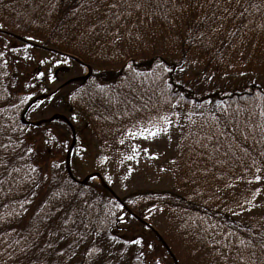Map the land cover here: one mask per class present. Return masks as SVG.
<instances>
[{"label": "trees", "instance_id": "obj_1", "mask_svg": "<svg viewBox=\"0 0 264 264\" xmlns=\"http://www.w3.org/2000/svg\"><path fill=\"white\" fill-rule=\"evenodd\" d=\"M116 2L0 0V157L7 164L0 167V264H264V214L257 207L264 209V0H189L186 10L177 0H128L143 6L110 10ZM213 14L219 19L211 27L222 25L215 34L204 22ZM205 30L203 43L193 39ZM33 45L90 69L88 78L58 94L92 133L113 132L172 104L210 108L215 119L188 146L171 190L119 196L101 176L118 203L93 179L79 185L68 178L66 158L71 168L76 145L67 156L63 135L50 132L64 121L20 123L33 100L40 98L27 114L51 93L40 92L35 55L42 51ZM188 56L201 61L199 84L179 71ZM207 75L239 77L241 86L230 89V82L220 85ZM213 132L216 137L207 139ZM97 139L101 143L99 134ZM4 144L14 150L4 151ZM60 149L63 156L55 159ZM255 175L261 182L248 183ZM255 186L260 193L253 198ZM155 212L171 218L160 238L142 224ZM126 221L142 231L120 235ZM134 239L141 245L126 243Z\"/></svg>", "mask_w": 264, "mask_h": 264}, {"label": "rangeland", "instance_id": "obj_2", "mask_svg": "<svg viewBox=\"0 0 264 264\" xmlns=\"http://www.w3.org/2000/svg\"><path fill=\"white\" fill-rule=\"evenodd\" d=\"M177 1L179 3V7L182 4L181 7L184 10L187 9L189 0ZM158 40L159 38L156 36V41ZM247 46L248 45L245 46L246 49H243L245 50V54H248L249 49L251 48V45ZM35 60V73L39 81L41 93L52 92L73 77L84 75L88 72V70L83 66L77 69L69 60L44 51L36 53ZM41 60H44L45 63L41 64ZM64 60H67V63L57 64V61ZM186 61L187 63H185L184 66L186 70L183 72L184 80L189 82L195 81L199 84L203 81V75L201 74L202 64L200 59L196 56H188ZM243 62L244 60L242 58L240 64H243ZM40 73H44V75L40 76ZM49 76H52L53 79L49 80ZM219 77L214 76L212 80H217L220 85L230 82V89L239 88L241 86L240 83H237L240 79L239 77H235L230 81H228V78H225V76ZM251 77H253V74H249V78ZM57 94L58 93H56L55 97L48 98V101L41 103L28 113L26 116L28 117L27 120L31 123H38L49 120V118H51L50 116L57 112L63 114L62 116L64 118H68L66 120L73 127L76 139V142H74L76 145L75 154L71 165L73 177L76 180H82L83 178L92 175V177H96L93 181L97 184L102 183L100 178L101 176L108 177L111 180L109 186L114 189L119 196L140 191L171 190L178 181V178L181 176L183 164L187 158L186 155L188 146L195 141V138L198 135H203L207 131V122H211L212 119H215L212 114L213 112L208 107L202 109L190 108L188 110L176 108L174 110L170 109L162 113H167L170 116L173 111L178 113V119L176 116H173L172 118L174 124L178 123L181 127H171L167 136L158 137L154 141H140L132 140L124 135V133L129 129L135 130L133 128L134 125H144L150 118L147 117L124 125L113 132L98 133L101 136L100 143L97 139L98 134L89 131L84 121H82V119L77 115L68 113L65 110L62 103L63 96L61 94ZM64 114H67V117H65ZM73 116H75L76 119H72ZM216 123L218 124L217 121ZM57 127L58 126H54L56 130L51 128L50 132L54 135V137L55 134L57 137H59V134H62L64 140L61 141L69 148L71 145V135H69L71 134L70 131H68L66 126L61 125L60 130H57ZM63 127H65L64 130L66 131L61 130ZM122 138L126 140L125 145H120L118 143V141ZM133 143L137 144L141 149L145 146L150 147V152L157 158L150 159L148 155L141 152V155L135 160L123 161V163H121L125 155L132 154L131 146ZM62 156L61 149L59 152H56L55 150V159H60ZM105 156L108 160L106 163L101 164L100 158ZM129 168L132 169L131 174L128 173ZM161 169L164 170L161 171ZM96 175H99V177ZM125 176H127V179H124ZM106 180L109 182L108 179ZM245 186L246 184H243L242 187ZM250 186L254 187V185L251 184ZM255 187L258 188L257 186ZM259 205L260 203L257 204V207L260 209L259 215H263L264 209L260 208ZM170 220L171 218L169 214L164 212H155L147 217L146 222L157 232L159 236L164 234L166 223ZM139 231L142 230L137 225L126 221V223L122 225V233H120V235L126 236L128 232L137 233Z\"/></svg>", "mask_w": 264, "mask_h": 264}, {"label": "snow or ice", "instance_id": "obj_3", "mask_svg": "<svg viewBox=\"0 0 264 264\" xmlns=\"http://www.w3.org/2000/svg\"><path fill=\"white\" fill-rule=\"evenodd\" d=\"M228 2L230 3L231 0H228ZM237 2H239V0H237ZM125 5H126L127 7H129V8H131V7L141 8V7L143 6L141 3H135V4L128 3V0H117L116 3H113V4L109 5V8H110V10H111V9H117V8L124 7ZM217 5H218V0H217ZM227 11H228V9L225 8V9H224V12H227ZM130 14H131V13H129V15H130ZM115 15H116V19L119 20L121 14H120V13H116ZM202 19H203V18H202ZM218 19H219V17L216 16L215 14H213V16L208 17L206 20H204V22L208 24V28L211 30V33H212V34L218 33V32L220 31V27H222V25H221L220 27H215V28H214V27H211V23H210V21H211V22H214V21H216V20H218ZM2 27H3V26L0 25V28H2ZM197 31H199V29H198ZM206 31H207V30H205V31H200V32H199V36H196V35L194 34V35H193V39H194V40H199L201 43H203V40H202L201 38L206 36ZM207 38H208L209 42H211V36H208ZM27 39H28V40H32L33 37L29 36V37H27ZM5 47H7V45H5ZM11 51H15V49H11ZM4 56H5V52H4V51H0V57H4ZM27 58H28V59H31V57H27ZM40 63L43 64V63H45V61H44V60H41ZM59 63H67V60H64V61H57V64H59ZM185 63H187V61H185ZM5 64H7V60H5ZM161 66H162L161 64H157V65H156L157 68H161ZM127 67H128L129 69H131V68H132V64H131V63L127 64ZM163 70H164L165 72H171V71H173L172 68H168V67H164ZM185 70H186V69H185L184 67H180V69H179L180 72H184ZM39 75H40V76H43L44 73H40ZM241 75H244V73H241ZM48 79H49V80H52L53 77H52V76H49ZM207 79L210 80V79H212V77H211V76H208ZM168 87L171 88V85H168ZM28 99H31V97H29ZM181 99H182V98H181ZM176 107H177V106H176L175 104H172V105H171V108H172L173 110H174ZM262 115H264V113H262ZM173 116H176L177 119L179 118L178 113H176L175 111H173V113H172L171 116H170L169 114H167V113H162V114H161V113H157V114L151 116V117L145 122L144 125H140V126L134 125L133 128H134L135 130L129 129V130H127V131L124 133V135H125L126 137L132 139V140H140V141H154V140H155L156 138H158V137H161V136H167V135L169 134V129H170L171 127H174V126H176V127H181V125H179L178 123H175V124H174V121H173V118H172ZM72 119H76V117L73 116ZM189 119H190V117H189ZM217 119H219V118H217ZM21 131H23V129H21ZM219 135H220V136H223L224 133L221 132V133H219ZM215 137H216V133L213 132L212 134L207 135L206 138L209 139V140H212V139H214ZM169 139H170V137H169ZM43 142H44L45 144H47V143H48V140H44ZM197 142H198V141H197ZM217 142H218V141H217ZM20 143L23 144V141H21ZM118 143H119L120 145H125V144H126V140L122 138V139H120V140L118 141ZM202 146H206V145H202ZM2 147H3L4 151H6V152L8 151L9 147H13V150H14V146H11V145H9V144H4V145H2ZM65 150H69L67 145H65ZM33 151H34L33 148H31V147H28V148H27V153H28V154L32 153ZM141 152H143V154H145V155H148V157H149L150 159H156V158H157L153 153L150 152V147L145 146V147H143V148L141 149L140 147H138L137 144L133 143L132 146H131V153H132V154H131V155H125V156L123 157V160L121 161V163H123V161H133V160H135L138 156L141 155ZM107 160H108V158H107L106 156H105V157H101V158H100V163H101V164H104V163L107 162ZM0 167H4L5 169L7 168V164L4 162L3 157H0ZM53 167H59V165H58V164H54ZM36 170H37V169H36L35 167H32V168H31V171H33V172H35ZM163 170H164V169H161V171H163ZM16 171H19V169H16ZM131 171H132V169L129 168L128 173L131 174ZM256 172L259 173V172H260V169L257 168V169H256ZM91 178H92L93 180L96 179L95 176H93V177H91ZM104 178H105V179H108V180H109V183H111L110 178H108V177H104ZM124 179H127V176H125ZM261 180H262V177H261L260 175H255V176H254V179L248 181V183H253V182H255V183H260ZM259 193H260V189L257 188V189L255 190V192L253 193V198H255V196H256L257 194H259ZM129 203H132V201H129ZM116 207H117L118 209H120L121 211H123V205H121V204H116ZM116 221L119 222V223H123V222H124V216H117V217H116ZM126 243H131V244H134V245H141V240H140V239H134V240L126 241ZM262 246H264V245H262ZM147 247H148L149 249H151V248H152V245H148ZM140 255H141V256L144 255L143 251H141ZM153 264H160V261H159V260H155V261L153 262Z\"/></svg>", "mask_w": 264, "mask_h": 264}, {"label": "water", "instance_id": "obj_4", "mask_svg": "<svg viewBox=\"0 0 264 264\" xmlns=\"http://www.w3.org/2000/svg\"><path fill=\"white\" fill-rule=\"evenodd\" d=\"M59 55H61V54H59ZM62 56H65V55H62ZM67 57V56H66ZM87 68V70H88V74H87V76H89V74H90V70H89V68L88 67H86ZM72 81H74V80H71L70 82H72ZM32 103H34V101L32 102ZM30 107V106H29ZM28 107V108H29ZM27 108V109H28ZM27 111V110H26ZM26 111L22 114V116H21V124H23V125H26L27 123L24 121V114L26 113ZM52 119H54V118H52ZM71 133H72V139H73V141H74V131H73V129L71 128ZM69 153H70V151H69ZM65 170H66V174H67V176H68V178L72 181V182H74V183H76V184H79V185H81L84 181H86L89 177H87V178H85L84 180H83V182H81V181H77L76 179H74L73 178V176H72V174H71V172H70V167H69V162H66V165H65ZM96 176H98V175H96ZM90 177H92V176H90ZM104 186V185H103ZM104 188L113 196V197H115V195L112 193V191L111 190H109L106 186H104ZM116 198V197H115ZM116 200H118V199H116ZM144 225H146V224H144ZM163 246H164V248H165V250L168 252V254H169V251H168V249L166 248V246L163 244Z\"/></svg>", "mask_w": 264, "mask_h": 264}]
</instances>
